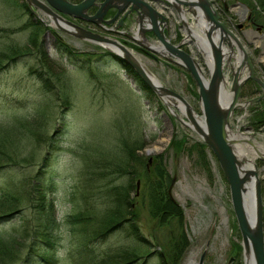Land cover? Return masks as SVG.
<instances>
[{
  "label": "rangeland",
  "instance_id": "374dc122",
  "mask_svg": "<svg viewBox=\"0 0 264 264\" xmlns=\"http://www.w3.org/2000/svg\"><path fill=\"white\" fill-rule=\"evenodd\" d=\"M234 1L245 5L249 15L261 10L256 0ZM214 6L218 18L240 38L254 75L264 84V37L255 27H264L263 18L252 25L242 17V6H229L227 18L220 17ZM165 8L171 13L166 34L172 43L184 40L188 31H200L190 11L182 17L174 15L171 6ZM29 21L43 27L38 37L46 59L37 60L28 51L33 33L26 27ZM48 23L43 12L25 0H0V212L10 200L13 203L4 217L0 214V264L38 260L34 255L42 252L46 222L56 234L50 264H115L128 252L139 255L137 264H172L182 235L186 243L176 264H191V259L192 264H245L228 181L209 147L179 120L182 113L171 105L175 116L157 95L161 108L149 102L122 65L103 54L108 50ZM75 23L117 37L163 86L181 94L200 115L197 87L184 67L126 36L98 30L91 22ZM146 38L156 41L152 33ZM59 41L70 53L60 50ZM182 48L204 64L192 42H184ZM222 71L226 74L228 66ZM203 72L209 79L208 69ZM236 102L248 104L233 110L229 129L251 133L264 143V124L252 119L264 110L262 85L248 77ZM53 142L56 148L50 145ZM154 146L159 149L149 153ZM254 164L264 203V161L257 157ZM161 169L174 179L168 191L180 218L171 211L162 221L161 214L152 213L149 198L157 182L155 171ZM104 183L125 186L141 242L129 236L128 223L109 231L123 214L112 212L111 193ZM126 210L120 207L121 212ZM262 221L264 230V208Z\"/></svg>",
  "mask_w": 264,
  "mask_h": 264
},
{
  "label": "water",
  "instance_id": "95a60500",
  "mask_svg": "<svg viewBox=\"0 0 264 264\" xmlns=\"http://www.w3.org/2000/svg\"><path fill=\"white\" fill-rule=\"evenodd\" d=\"M25 2L28 6H34L39 9L43 12L44 16L48 15L64 24L66 27L62 26V28H60L57 26V28L66 34L88 41L90 44L94 43L100 45L112 53V55L121 58L123 62L129 65L134 72L137 73L145 85H147L166 106L169 107L167 100H171L169 101L171 102L170 105L176 107L182 115L184 113L181 111L179 106L182 108L184 106L186 111V115L184 116L186 120L192 123L193 126H189L186 121L181 120L180 117L170 109L171 113L177 116L184 125L189 128L191 127V129L196 132L198 136H200V139L206 144V146L209 147L214 156L217 158V161L229 184V198L231 199V205L237 222V227L241 233L243 246L242 250H244L243 252H245V250L251 252V260H253V264H264V231L262 228V210L264 208V203L262 196H260V181L256 171L257 166L253 164L255 169H244L243 162L239 160L237 155H235L234 145L238 142V140L229 136L230 117L233 110L235 108H242L248 104V102H244L243 104L236 102L244 81L248 77L258 81L259 84L262 85L263 95L264 84L254 75V69H252L253 67L250 63L248 55L246 54L245 48L242 45L243 43L240 42L236 34L230 28H227L225 23L218 18L219 15L211 0H82L78 3H73L69 0H25ZM158 2L161 4L156 5ZM166 4L171 6V8L177 12V15H180V12L185 13L186 10L190 11L192 15H197L199 11H195L197 9L196 6H200L203 11H205L206 17L204 19L208 25L206 36L210 45V54L213 58L212 61L214 62L212 70L209 69V79L204 78V73L201 72L202 70L199 67L201 64L196 60L192 52H188L182 48V44L186 41L181 40L179 43H172L168 38V34H166L164 30L168 28L167 25L165 26V23H168V17L171 13H166L165 10H163L166 9ZM181 4L187 5L189 8L182 9L180 7ZM238 6H242L244 11H247L245 5L238 3ZM91 10L92 13H89ZM109 14H113L112 17L106 18ZM63 15H69L70 17L76 19L86 20L89 21V23L92 22L93 24L103 26L102 28L104 31L114 35L117 34L126 36L138 43L147 51L149 50L156 53L172 63L184 67L187 72L190 73L197 87L198 99L201 107L200 114L203 118V127L196 123V120L192 115L193 108L186 101V99L181 94H178V92L163 86L154 76L150 74L147 69L146 71L142 67L140 61H138L137 56L133 54L132 50H130L125 44H122L117 37L113 35L100 34L97 31H93L87 27L70 21ZM118 17L121 18L118 19L117 22H114ZM144 22H148L149 26L144 28ZM160 24L166 28H160ZM121 27L125 28V31L120 30ZM217 27L234 39L238 49L244 53L243 59L249 69L248 76L242 79L241 83H237L238 81H236L238 79V75L236 73L233 74L231 80L232 84L230 86L232 95L230 103L225 107L223 103L225 101L224 95L221 91L223 88L222 82L225 79V74L222 70H224L226 62L223 57V52L220 50L221 48L217 47L214 40H212L211 32L212 29ZM129 29L130 32H128ZM136 30L144 36L147 33H152L156 38V42L160 43L159 49H156L153 46H146L135 38L136 36L134 32ZM248 31L252 32L250 29H248ZM256 31L259 33V37H264V32H261V27H258ZM216 38L217 36L214 39ZM221 39L222 42L225 40L224 42L229 49L232 48L229 39L226 37H222ZM190 42L194 43V40H191ZM176 101H178V103L180 102L182 105H176ZM250 128V126L246 127L247 130ZM151 158L152 156H150L148 162H151ZM259 158L264 161L263 155L260 154ZM252 179L256 182L254 185L256 204V210H254L255 218L247 212V206L244 202L246 185L248 181H252ZM262 179L264 180V177H262ZM173 182L174 179L172 178L169 190ZM139 183L140 181L138 179L136 182V189H138Z\"/></svg>",
  "mask_w": 264,
  "mask_h": 264
},
{
  "label": "trees",
  "instance_id": "16d2710c",
  "mask_svg": "<svg viewBox=\"0 0 264 264\" xmlns=\"http://www.w3.org/2000/svg\"><path fill=\"white\" fill-rule=\"evenodd\" d=\"M256 1L258 2V5H259L261 10H257V11L254 10L255 13H254V11L252 12L250 20L252 21V23L254 25L258 24L259 19L263 18V20H264V0H256ZM29 22H30V25H28V26L26 25V27H32L33 33L29 37L30 38V45H32V47H29L30 49L28 51L30 52L31 55H35V57H36L35 59H37V60L40 58L46 59L45 58L46 57L45 50H44V48H42V43L40 42L39 37H38V36H40V33L43 30V27L38 21L37 22L36 21L35 22L29 21ZM263 29H264V27H263ZM58 43H59L60 50L62 52L70 53L71 49L66 44H64L60 41ZM14 51L15 50H13L12 52H14ZM103 54H108V55L113 56L114 59L122 65V67L126 71L128 77L133 79V81L136 84L135 86H137L138 89L142 92V94L144 96H146L147 99L150 100L149 102H153L157 106V108H161L162 105L158 101L156 94L147 85H145L143 80L137 75L136 72H134V70L129 65H127L125 62H123V60L121 58H119L115 55H112V53H110L109 51H104ZM29 71L31 72V70H29ZM38 77L40 79V78H42V75L39 74ZM42 80H44V79L42 78ZM42 82L44 84V81H42ZM252 119L254 122L259 121V122L264 124V110L255 112V114H253ZM179 144L181 146L182 142ZM50 145L54 148L57 147L56 142L50 143ZM201 146L205 147L204 144H202ZM0 167H2L1 164H0ZM39 172H41V170ZM147 173H148V171L146 170L145 174H147ZM155 175L157 178V182H155V186H153V189L151 190L152 193H151V196L149 198L150 206H151L153 215L157 216V215L161 214V216L160 215L159 216H160V219L162 221L166 220V217L170 213H172L171 211H174L175 213H177V215H180L179 207L177 206V204L172 200V198L169 195L168 189H169L171 179H170V177H167L166 170L165 169L164 170L163 169L157 170V171H155ZM37 177H38V175H37ZM137 179H140V178H137ZM104 185L107 186L108 191H110V193H111L110 200L112 203V209H111L112 212L116 213V214H120V213L123 214L119 218H117L114 221V223L110 224L111 230H109V231L117 229V226L121 225L124 222L128 223L129 227H130L129 236H132V234H133L132 237L137 239L138 242H141L143 240V238L137 234L138 233L137 225H136V222L134 221V217L136 214L132 213L133 212V210H132L133 205L131 202L132 200H131V198H129V196H126V198H127V200H130V201L126 202L125 193H124L125 186H123V185H119V186L118 185H109L106 183H104ZM134 187H136V183L134 184ZM7 189H1L2 194L8 193ZM12 204L13 203L10 200L7 203V205L4 206V208H1V211L5 210L4 212H0V214L3 215L2 217H4V214L8 213V211H6L7 210L6 208L11 207ZM120 207L123 211H125V209H127L126 212H129V214H130V215H128L129 216L128 218L125 215V214H127L126 212L123 213L120 211ZM178 217L180 218L181 215ZM69 220H71V217ZM45 225L47 228L44 227L43 232H42L43 236H44L43 242L41 243L42 252L41 253L39 251L35 252L34 256L37 257L38 260H33L30 264H33L36 261L40 262V264H50V262L54 260L53 255L49 251H50V248H52L54 245V242L56 239V234L54 233V231L52 232L51 227L53 225L50 224V227H49L47 225V222L45 223ZM53 229H54V227H53ZM185 241H186L185 235H182V238L178 242H176L177 244H176V252L175 253L177 254V256L180 254L179 252H181V249H182L184 243H186ZM148 253H149V251H147L144 255L146 256V254H148ZM138 256L139 255H135V253H130V252L124 253L123 255H119V258L115 259L114 263L115 264H137L138 260L140 259V258H138ZM177 256L175 257L176 260H174V262L172 264L178 263ZM161 264H164V263L161 262Z\"/></svg>",
  "mask_w": 264,
  "mask_h": 264
},
{
  "label": "bare ground",
  "instance_id": "6f19581e",
  "mask_svg": "<svg viewBox=\"0 0 264 264\" xmlns=\"http://www.w3.org/2000/svg\"><path fill=\"white\" fill-rule=\"evenodd\" d=\"M195 1H200V0H195ZM196 7H197V9L195 11L196 12L199 11V12L197 15L194 14L193 17H195V22H196L197 26L200 28V31L196 32L195 34H194V31L193 32L188 31V35L184 39V41L194 40L193 44H195V46H197V48H198L197 51L202 55L203 60H204V64L199 66L200 69L202 70L201 72H203L206 68L208 69V71H209V69L212 70L214 62L212 61L213 58L210 54V51H211L210 45L208 43L207 36H206V32L208 30L207 22H205V19H204L206 17V13H205V11H203V9L200 6H196ZM161 8H159V9H161ZM185 13L180 12V15L182 17H184ZM173 14L175 15L176 13L173 12ZM47 16L45 15L47 20L50 22L48 24H50L54 28L58 29L57 26H59L60 28H62V26L66 27L64 24L59 22L57 19H55L53 17L51 18L50 16H48L51 19L50 20ZM168 24H169V22L165 23V26L166 25L168 26ZM148 26H149L148 22H144L143 27L146 28ZM165 26L160 24V28H163ZM215 29H216V31H215ZM215 29L211 30L212 40H214V43L217 45V47L221 48L220 50H222L226 65L229 68V71L225 74V79L222 82L223 88L221 91V92H223V95H224L225 101L223 103H224V107H225L226 105L228 106V104L230 103V99H231V95H232V91H231V87H230L232 84V81H230V80L228 81V78L230 77V75L233 76V74L236 73L238 75V79L236 81H238L237 83H241L242 79H244L245 77L248 76L249 69H248V66L246 65V63L244 62V59H243L244 53L240 49H238L237 44L234 41V39L230 35L225 34V32L223 30H220L219 27H217ZM58 30H60V29H58ZM192 33L194 35L191 38ZM134 34L136 36V37L135 36L134 37L137 38L140 42H142L146 46H153L154 48L159 49V45H160L159 42L147 39L146 35L145 36L141 35L137 30L134 32ZM189 36H190V38H188ZM216 36H217V38L214 39ZM222 37H226L227 39H229V41L231 42L232 48H230V49L228 48V46L224 42L225 40L222 42V39H221ZM238 39L240 40V38H238ZM240 42H241V40H240ZM234 46H236L237 50H239L238 53H236L235 49H233ZM243 47H244V45H243ZM137 58H138V61H140L142 67L146 70V67L144 66L141 59L139 57H137ZM201 75H202V73H201ZM228 86L230 87V89L228 88ZM169 101L170 100H167V104L169 105V108H171V105H170L171 102H169ZM175 103L178 106L182 105L180 102L178 103V101H176ZM179 107H180L181 111H183V113H184L183 115H181L180 119L183 121H186V123L189 126L190 125L193 126L190 121H188L182 117V116L186 115V111L184 109V106H183V108L181 106H179ZM171 110L173 111L172 108H171ZM192 113H193L192 115L194 116V118L196 120V123L199 124L201 127H203V125H202L203 124V118L201 117V114L198 115L193 110H192ZM229 136L238 140V142L235 143V145H234V150L236 153L235 155H237L239 160L243 162L244 169L245 168L246 169H255L254 165H253L254 160L257 157H259L260 154L264 156V143L261 141H258V139L255 137V135H253L251 133L247 134V133L240 132L238 129L236 131L229 129ZM199 138H200V136H199ZM157 149H159V147L154 146V147L148 149L149 150L148 152L151 153V152L156 151ZM255 184H256V182L253 179H252V181L251 180L248 181V183L246 185V191L244 192L245 193L244 202L247 206V212L250 213L252 216H254L253 218H255V211H254L255 210V196H254V185ZM251 259H252L251 252L245 250V252H244L245 264H253V260H251ZM191 261H192V263H194V259H191Z\"/></svg>",
  "mask_w": 264,
  "mask_h": 264
},
{
  "label": "flooded vegetation",
  "instance_id": "af4514ba",
  "mask_svg": "<svg viewBox=\"0 0 264 264\" xmlns=\"http://www.w3.org/2000/svg\"><path fill=\"white\" fill-rule=\"evenodd\" d=\"M71 1V0H70ZM73 1V0H72ZM80 1H82V0H76V1H73V2H80ZM234 1V0H233ZM230 2V4L228 5L227 4V0H213V4L214 5H216V7L219 9L218 10V12H219V14H220V17H226L227 18V14H228V12L231 10V6H236L239 2ZM236 4V5H235ZM230 6V7H229ZM247 8V7H246ZM92 12V11H91ZM249 13V9L247 8V11H244V9H243V16L242 17H246L247 19H249V21L251 22V24L252 25H254L253 23H252V21L250 20L251 19V15H249L248 14ZM112 15L113 14H109V15H107L106 16V18H110V17H112ZM121 17H118L114 22H117L118 21V19H120ZM73 20H76L77 22H80V23H83L84 21H82V20H78V19H73ZM113 22V23H114ZM91 24H93V23H91ZM95 26H96V28L98 29V30H101V31H104V29L102 28L103 26H100V25H97V24H94ZM127 25H128V23H127ZM88 26V25H87ZM169 26V25H168ZM239 27H241V25H239ZM256 27V29L258 28V26H255ZM169 28V27H168ZM168 28L166 29V30H168ZM261 29H263V27H261ZM120 30H123V31H125V28H123V27H121L120 28ZM166 30H164L165 32H167ZM247 31H248V29H247ZM105 32V31H104ZM249 33H251V32H249ZM120 36H123V35H120ZM264 249V248H263Z\"/></svg>",
  "mask_w": 264,
  "mask_h": 264
}]
</instances>
